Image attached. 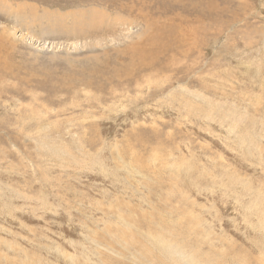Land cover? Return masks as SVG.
I'll list each match as a JSON object with an SVG mask.
<instances>
[{
  "label": "rangeland",
  "instance_id": "obj_1",
  "mask_svg": "<svg viewBox=\"0 0 264 264\" xmlns=\"http://www.w3.org/2000/svg\"><path fill=\"white\" fill-rule=\"evenodd\" d=\"M0 264H264V0H0Z\"/></svg>",
  "mask_w": 264,
  "mask_h": 264
},
{
  "label": "bare ground",
  "instance_id": "obj_2",
  "mask_svg": "<svg viewBox=\"0 0 264 264\" xmlns=\"http://www.w3.org/2000/svg\"><path fill=\"white\" fill-rule=\"evenodd\" d=\"M150 221V220H149ZM158 234V233H157ZM149 238V237H148ZM157 238H160V237H157ZM162 238V237H161ZM158 240H160V239H158ZM157 239H156V241H158ZM162 241V240H161ZM166 241V240H165ZM164 243V242H163ZM167 243V242H166ZM169 244V243H168ZM160 245V244H159ZM171 245V244H170ZM169 245V246H170ZM114 247V246H113ZM171 249H172V251H173V253H172V255H173V257H175L176 255H178L179 257H184L183 255H181L180 253V251L176 248V247H174V245L172 244L171 246ZM164 248H165V246H164ZM169 247L167 248V250H169V253H171L170 252V250H171ZM112 251V250H111ZM116 253V252H115ZM162 253H164V252H162ZM166 253V252H165ZM113 254V253H112ZM116 255V254H115ZM169 257H170V255H169ZM103 258V257H102ZM101 259V258H100ZM174 259V258H173ZM107 260V259H106ZM176 263H177V261H176Z\"/></svg>",
  "mask_w": 264,
  "mask_h": 264
}]
</instances>
